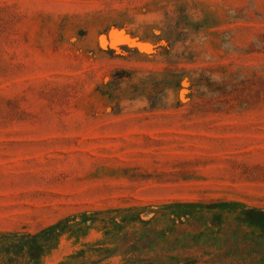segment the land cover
I'll list each match as a JSON object with an SVG mask.
<instances>
[{
	"label": "rangeland",
	"instance_id": "374dc122",
	"mask_svg": "<svg viewBox=\"0 0 264 264\" xmlns=\"http://www.w3.org/2000/svg\"><path fill=\"white\" fill-rule=\"evenodd\" d=\"M172 223L264 230V0H0V264H135Z\"/></svg>",
	"mask_w": 264,
	"mask_h": 264
},
{
	"label": "trees",
	"instance_id": "16d2710c",
	"mask_svg": "<svg viewBox=\"0 0 264 264\" xmlns=\"http://www.w3.org/2000/svg\"><path fill=\"white\" fill-rule=\"evenodd\" d=\"M187 222L190 224L191 221ZM185 226L186 223H172L164 230H161L159 225L142 226L132 233L125 232L123 246L118 248L129 262L135 264H155L164 258H169L180 249L193 246L211 251L209 261L229 264H264L263 229L259 230V236L252 237L244 236V233L243 236L225 233L220 246L214 248L211 243L203 244L202 240L193 241L196 236L189 238L196 233L187 230Z\"/></svg>",
	"mask_w": 264,
	"mask_h": 264
}]
</instances>
